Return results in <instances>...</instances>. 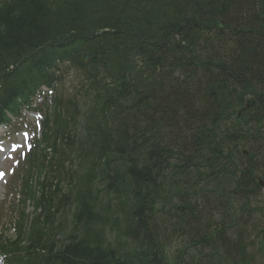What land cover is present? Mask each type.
Instances as JSON below:
<instances>
[{"label":"trees","instance_id":"16d2710c","mask_svg":"<svg viewBox=\"0 0 264 264\" xmlns=\"http://www.w3.org/2000/svg\"><path fill=\"white\" fill-rule=\"evenodd\" d=\"M62 51L105 75L86 143L64 136L86 171L68 197L75 232L58 245L39 227L17 250L33 264H257L264 0H16L0 15V121L39 85L25 63L39 74ZM50 124L57 146L62 114ZM108 225L128 243H108Z\"/></svg>","mask_w":264,"mask_h":264},{"label":"rangeland","instance_id":"374dc122","mask_svg":"<svg viewBox=\"0 0 264 264\" xmlns=\"http://www.w3.org/2000/svg\"><path fill=\"white\" fill-rule=\"evenodd\" d=\"M29 120H30V123L33 124V123H37L36 120L37 119H33L32 117H29ZM12 137L11 139V142L10 143H5L3 144V148L5 149L6 153H1L0 152V165L2 164L3 168V172L5 171V166L7 167L8 169V173H6L9 177V173H10V169H11V161L10 160V156H12L13 154L10 152L9 148L11 147V145L15 144L14 143V140H18V138H20L21 136H15L13 137L12 135H10ZM23 138V136L21 137ZM17 145V144H16ZM26 146V145H25ZM24 149V148H23ZM262 151H264V149L262 148L261 149ZM21 151V150H20ZM17 154V153H16ZM7 162V164H6ZM7 177V176H6ZM6 177L4 180H2V182H0V202L1 204L3 205L1 207V210H0V220L3 216V214L5 213V211H7V214H9L10 212L8 211L9 210V206H10V203L13 204V198L14 196H11V195H6L5 192H4V189H3V186L7 184L6 182Z\"/></svg>","mask_w":264,"mask_h":264},{"label":"snow or ice","instance_id":"6c2138e0","mask_svg":"<svg viewBox=\"0 0 264 264\" xmlns=\"http://www.w3.org/2000/svg\"><path fill=\"white\" fill-rule=\"evenodd\" d=\"M3 174L2 173H0V176H2Z\"/></svg>","mask_w":264,"mask_h":264}]
</instances>
